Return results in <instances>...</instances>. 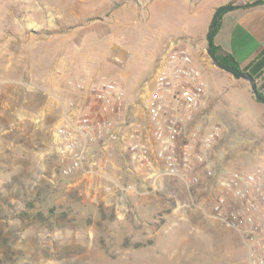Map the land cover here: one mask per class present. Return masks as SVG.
Segmentation results:
<instances>
[{
	"label": "rangeland",
	"instance_id": "obj_1",
	"mask_svg": "<svg viewBox=\"0 0 264 264\" xmlns=\"http://www.w3.org/2000/svg\"><path fill=\"white\" fill-rule=\"evenodd\" d=\"M47 2L42 8L49 12L36 3L27 6L0 0V264L247 263L241 238L212 217L213 195L204 189L188 192L178 178L164 176L151 191L140 172L126 175L122 163H115L119 169L108 163L105 174L116 189L129 187L126 194L108 195L104 191L107 182L101 177L85 182L59 173L53 126L71 98L66 91H55L40 74L37 37L48 32L34 30L26 46L21 43L25 35L8 33L9 14L21 15L25 8L32 9L27 21L55 22L52 12L56 8ZM64 2L61 31L87 20L79 0ZM135 4L125 18L126 27L135 32L126 61L114 65L104 54L97 56L99 77L121 76L125 94L131 90L132 74L143 79L133 97L149 81L152 59L161 45L173 39L195 42L205 25L208 1L138 0ZM106 17L111 22L112 17ZM10 36L16 38L15 45L7 43ZM81 40L83 50L103 43L96 37L87 38L86 33ZM200 55L204 66H214L205 50ZM221 73L214 69L206 78L212 81L217 96L234 101L228 105V113L221 109L209 115L206 106L199 136L218 124L223 127V138L230 140L227 146L233 145L231 151L259 150L262 156L264 137L248 138L242 127L259 132L264 105L248 102ZM260 158L251 162L240 159L230 168L248 170Z\"/></svg>",
	"mask_w": 264,
	"mask_h": 264
},
{
	"label": "built area",
	"instance_id": "obj_2",
	"mask_svg": "<svg viewBox=\"0 0 264 264\" xmlns=\"http://www.w3.org/2000/svg\"><path fill=\"white\" fill-rule=\"evenodd\" d=\"M188 44L166 43L149 81L131 101L119 80L75 82L76 95L53 126L56 166L65 177L103 178L108 195L126 194L129 187L116 189L105 174L108 155L116 150L124 173L140 172L151 191L164 176L178 178L188 192L204 189L213 195L212 217L241 238L245 264H264V154L252 168L237 172L221 150L222 142L230 144L222 126L199 136L208 84Z\"/></svg>",
	"mask_w": 264,
	"mask_h": 264
},
{
	"label": "crops",
	"instance_id": "obj_3",
	"mask_svg": "<svg viewBox=\"0 0 264 264\" xmlns=\"http://www.w3.org/2000/svg\"><path fill=\"white\" fill-rule=\"evenodd\" d=\"M14 3L22 2L25 5L40 4V9L43 12H49L48 10L42 8V4L47 7V1H50L56 11L52 14L55 17V22L53 19H45L40 23H33L27 21L28 12L32 9L25 8L23 14L13 15L9 14V25L8 33L11 36H23L25 39L21 41L23 46L31 40L28 38L29 34H35L34 30H39L40 33H46L45 35H39L37 37L40 43L38 49V55L41 58L40 74L43 80L58 93H63L66 91L67 98L73 99L76 92H73V84L77 81H89L93 79L102 78L105 81L119 80L121 81V76L114 79L106 80L103 77H99L100 66L97 65V56L105 55L109 61L114 65L126 61L129 54V45L134 37L133 29H129L125 25V18L132 14L135 9L134 0H79L82 6V17L87 20L83 24L75 25L71 28H67L66 31H61L60 28L62 24V16H60L63 11V5L65 0H13ZM199 1V0H191ZM208 4L206 7V19L205 25L200 34L194 39V43H189L188 47L191 54L201 70V75L204 81L208 84V99H207V109L206 114H213L217 110H227L228 105L232 104L234 101L229 99H222L215 94L216 88L210 79H207V73L214 69H219L215 66H204L202 62V57L200 53L204 51V39L205 35L208 33V26L213 16L215 9L219 6L226 5L228 3H242L243 1L250 0H207ZM108 14L112 17L111 22L107 20ZM20 19L21 21H18ZM22 19L24 21H22ZM43 19V18H41ZM207 22V23H206ZM32 24L36 27H32ZM111 26V28H109ZM40 28V29H37ZM38 31V32H39ZM86 33L87 38H97L98 40H103V43L98 46L91 47L89 50H83L82 48V35ZM10 36V37H11ZM84 37V36H83ZM7 40L8 44L15 45L17 41L15 37H11ZM213 44L220 46L224 51L230 53L235 60L238 62L239 67L243 68L246 66L255 55L259 54L264 50V1L260 4L246 7V8H235L229 10L221 16L219 19V25L216 30V34L213 37ZM165 45V44H164ZM164 45L160 46V52ZM160 52L152 59L151 63V74L153 73L157 58ZM50 63V66H49ZM109 69L107 71L113 70ZM153 69V70H152ZM45 71V72H44ZM220 75L229 84L234 86L238 92L243 95L244 98L250 103H260L251 94L249 84L243 80H238L233 78L230 74L222 71ZM140 76L137 74H132L131 76V90L129 93L125 94L128 101L134 99L133 94L139 88L141 81ZM264 81V75L261 79L256 81L257 85H260ZM122 82V81H121ZM123 84V83H122ZM142 86V85H141ZM217 87V86H216ZM74 93V95H73ZM262 96L264 97V88L262 90ZM69 98V99H70ZM70 99V100H71ZM254 99V100H253ZM257 101V102H254ZM262 104V103H260ZM203 111V112H204ZM228 113V112H227ZM204 115L201 113V118ZM261 116L264 118V111L261 112ZM232 123V122H231ZM242 127V126H241ZM245 127V126H244ZM249 134L248 138L253 136L264 137V122L261 124V130L254 134L252 131H247ZM253 133V134H252ZM229 144H223L222 151L227 154L226 158L229 165L237 166V162L242 159L244 162H251V160H256L260 158L259 150L245 151L241 153H236L231 151V146ZM259 155V156H258ZM108 158L111 163H114L113 167L119 169V166H115V163H122V159L119 157L116 150L109 153ZM109 168V172L113 173L114 170Z\"/></svg>",
	"mask_w": 264,
	"mask_h": 264
},
{
	"label": "water",
	"instance_id": "obj_4",
	"mask_svg": "<svg viewBox=\"0 0 264 264\" xmlns=\"http://www.w3.org/2000/svg\"><path fill=\"white\" fill-rule=\"evenodd\" d=\"M264 0H250V1H243L242 3H228L223 6H219L215 9L213 16H211L209 26H208V33L205 35L204 39V50L206 52V55L208 56L209 60L212 62V64L219 68L220 70L230 74L233 78L238 80H243L249 84L251 94L254 96V98L262 103L264 105V97L260 95V92L257 90L256 81L246 73H242L237 68L227 65H221L217 58L214 56V53L212 51V43H213V37L216 34L217 30V20L218 17L225 12L235 9V8H246L250 6H254L257 4H260Z\"/></svg>",
	"mask_w": 264,
	"mask_h": 264
},
{
	"label": "trees",
	"instance_id": "obj_5",
	"mask_svg": "<svg viewBox=\"0 0 264 264\" xmlns=\"http://www.w3.org/2000/svg\"><path fill=\"white\" fill-rule=\"evenodd\" d=\"M221 16H223V14L218 17L217 27L219 25V19L221 18ZM212 51L221 65L235 67L242 73L249 74L257 82L264 75V50H262L259 54L255 55L254 58L243 68H240L235 58L230 53L220 48V46H216L212 43ZM263 88L264 81L260 85H257V90L260 92L261 96Z\"/></svg>",
	"mask_w": 264,
	"mask_h": 264
}]
</instances>
